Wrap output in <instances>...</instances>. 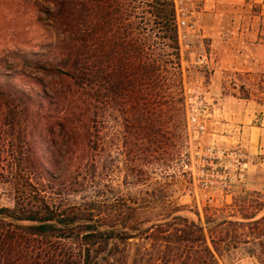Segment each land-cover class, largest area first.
Returning <instances> with one entry per match:
<instances>
[{"label":"trees","instance_id":"trees-1","mask_svg":"<svg viewBox=\"0 0 264 264\" xmlns=\"http://www.w3.org/2000/svg\"><path fill=\"white\" fill-rule=\"evenodd\" d=\"M44 1L54 5L47 15L58 42L46 52L15 54L18 67L0 59L1 125L17 135L20 155L27 145L32 160L27 177L15 175L16 163L7 170L15 204L0 208V264H222L220 257L242 245L230 229L264 224V217L256 220L264 205L244 208V222L210 216L202 223L183 216L167 196L169 208L159 213L105 190L112 117L135 156L131 185L151 183L166 129L170 160L183 168L187 94L174 0ZM21 66L57 78L59 86ZM12 75L28 79L29 89L7 82ZM38 171L44 183L34 180ZM74 194L81 202L70 203ZM149 201L156 203L155 195ZM251 253L264 263V243Z\"/></svg>","mask_w":264,"mask_h":264},{"label":"rangeland","instance_id":"rangeland-1","mask_svg":"<svg viewBox=\"0 0 264 264\" xmlns=\"http://www.w3.org/2000/svg\"><path fill=\"white\" fill-rule=\"evenodd\" d=\"M53 9L54 5L44 0H0V59L6 61V67H18L15 54L46 52L43 47L58 42L60 35L47 15ZM180 9L185 12L188 23L181 32L180 41L187 97L196 102L197 108L204 105L201 102L205 92L213 98L212 103L208 102L212 116L208 118L204 141L207 144L243 147L248 156L246 183L227 200L228 204L205 207L193 182L187 138L183 147V168H180L170 160L173 142L168 134L170 129H166L168 140L163 155H160L163 161H154L150 165L151 177L148 181L151 183L133 186L132 180L127 178L130 176L131 159L135 156L129 157L124 130L121 123L112 117L109 120L106 154L105 182L108 188L105 190L113 198L143 200V206L155 208L159 213L169 208L162 200L167 196L174 206L183 208V216L195 222L201 220L204 223L210 216L218 220L226 218L244 222L240 215L244 208L254 209L264 205V0L262 4L246 0H204L200 5ZM4 66L0 65V72H5ZM22 68L50 86H59L55 77L19 67L20 70ZM27 80L13 75L6 79L20 88L29 89ZM1 120L0 208H13L15 197L6 179L7 170L16 163L20 167L15 175L27 177L32 160H28L26 144L21 149L23 154H19L13 139L17 135L8 126H2ZM37 148L38 156L45 157L43 137L38 141ZM20 159L22 163L19 164ZM43 178L42 172L38 171L34 180L44 183ZM154 195L156 203L150 204L149 200ZM81 197L79 194L71 195L70 203L81 202ZM263 217L264 209L257 214L256 220ZM234 229L236 232H233ZM262 229L264 224L252 228H231L230 236L236 233L242 245L220 257L221 263L264 264L251 253L255 244L264 243ZM252 231L253 235H250ZM246 241L251 245L244 244Z\"/></svg>","mask_w":264,"mask_h":264},{"label":"built area","instance_id":"built-area-1","mask_svg":"<svg viewBox=\"0 0 264 264\" xmlns=\"http://www.w3.org/2000/svg\"><path fill=\"white\" fill-rule=\"evenodd\" d=\"M204 0H174L177 8V20L181 32L187 28L183 6L200 5ZM253 4H262L263 0H246ZM200 62H202L200 60ZM214 100L208 92L202 98L201 108L187 97L186 138L191 154L192 177L197 195L207 208L228 204V199L235 191L245 185L248 173V156L246 150L235 145L207 144L204 141L208 132V118L212 116L208 102Z\"/></svg>","mask_w":264,"mask_h":264}]
</instances>
